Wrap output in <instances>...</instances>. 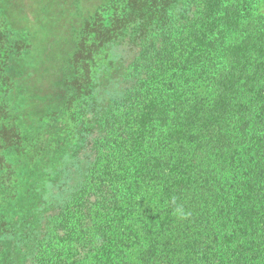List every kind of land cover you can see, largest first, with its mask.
<instances>
[{
	"label": "trees",
	"instance_id": "1",
	"mask_svg": "<svg viewBox=\"0 0 264 264\" xmlns=\"http://www.w3.org/2000/svg\"><path fill=\"white\" fill-rule=\"evenodd\" d=\"M173 4L138 5L139 15L154 8L156 26L137 31L141 52L119 99L99 113L94 96H81L79 109L80 86L63 124L14 150L28 160L20 189L6 185L15 164L0 155V264H227L223 248L243 232L256 239L239 240L228 260L264 264V182L247 167L263 141L254 128L264 0H192L179 18L156 12ZM19 195L24 207L11 210ZM254 200L258 223L241 226Z\"/></svg>",
	"mask_w": 264,
	"mask_h": 264
},
{
	"label": "rangeland",
	"instance_id": "2",
	"mask_svg": "<svg viewBox=\"0 0 264 264\" xmlns=\"http://www.w3.org/2000/svg\"><path fill=\"white\" fill-rule=\"evenodd\" d=\"M142 1L0 0V103L5 109L7 105L5 115L0 114V155L9 152L15 164L14 175L8 183L5 176L6 185L13 184L20 189L27 172L24 170L28 162L26 156L17 157L14 150L23 142L41 141L51 127L63 124L67 102L75 91H80V86L84 95H78L74 102L79 109L83 104L81 96L87 100L94 96L99 113L122 96L123 73L141 52V41L137 40L136 33L156 26L153 19L150 20L153 7L147 6L143 11L141 15L146 17L139 15L138 5ZM191 1L173 0V5L165 9L162 5L156 12L165 10L179 18L184 11H189ZM92 113L90 124L96 120ZM255 115L258 116L256 121L262 124H257L254 131L263 141L257 149L253 146L251 152L258 155L249 156L247 167L264 182V107ZM77 119H74L75 124H78ZM11 141H16V147L1 145H9ZM51 152L56 155L57 148ZM37 169L33 168L31 174ZM18 172L23 175L20 184ZM25 202L24 195H19L14 203L7 205L15 210L24 207ZM256 203V200L251 203L252 218L249 222L243 219L241 226L257 225ZM260 233L264 236L263 229ZM253 238L256 236L252 233L239 235L223 248V261L234 263L228 259L236 256L235 244L240 240V245H246ZM254 251L251 243L248 259L254 257Z\"/></svg>",
	"mask_w": 264,
	"mask_h": 264
},
{
	"label": "clouds",
	"instance_id": "3",
	"mask_svg": "<svg viewBox=\"0 0 264 264\" xmlns=\"http://www.w3.org/2000/svg\"><path fill=\"white\" fill-rule=\"evenodd\" d=\"M174 214L177 215V217H178V218H181V219L186 218V215H187V214L185 213V211H184V209H183L182 206H177V207L175 208V210H174Z\"/></svg>",
	"mask_w": 264,
	"mask_h": 264
}]
</instances>
